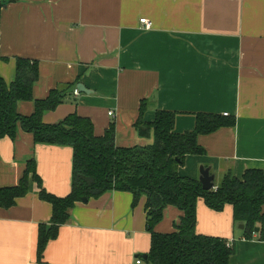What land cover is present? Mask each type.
Instances as JSON below:
<instances>
[{
  "label": "crops",
  "instance_id": "crops-1",
  "mask_svg": "<svg viewBox=\"0 0 264 264\" xmlns=\"http://www.w3.org/2000/svg\"><path fill=\"white\" fill-rule=\"evenodd\" d=\"M0 1L1 76L10 84L17 59L29 58L39 63L35 99L55 88L65 92L55 110L44 112L45 123L78 113L91 118L96 135L115 123L117 146H145L153 135L141 137L134 126L143 100L145 121L157 110L177 112V132L193 130L199 112L227 113L235 126L201 135L206 154L187 156L179 173L199 179L201 166L210 167L218 184L229 171L242 177L250 168L264 170V0ZM78 84L88 93L76 95ZM34 107L18 103L24 115ZM30 160L48 192L71 191L72 147L36 143L20 127L15 139L0 140V187L18 184ZM39 192L31 179L26 196L0 208V264H136L148 254L147 197L132 207V193L109 191L76 204L39 263L38 227L52 223V206ZM181 215L167 207L157 230H174ZM196 231L234 242L229 264H264V242L242 238L231 205L215 211L199 199Z\"/></svg>",
  "mask_w": 264,
  "mask_h": 264
},
{
  "label": "trees",
  "instance_id": "trees-1",
  "mask_svg": "<svg viewBox=\"0 0 264 264\" xmlns=\"http://www.w3.org/2000/svg\"><path fill=\"white\" fill-rule=\"evenodd\" d=\"M0 1V15L3 7ZM39 78V63L18 58L16 78L8 84L0 74V140L15 139L19 127L34 135L36 143L70 146L73 149L72 187L65 196L48 192L38 173L35 160L27 163L18 184L0 187V208H11L29 192L30 180L37 182L40 199L52 206V223L38 227L37 261L43 262L48 243L59 236L71 218V210L83 198H99L109 191L133 194L132 207L146 196V229L151 246L146 264H229L236 251L226 238L196 231L197 203L222 211L233 207L235 224L244 225L242 238L264 242V170L247 169L242 177L227 172L212 190H204L199 179L183 176L179 168L189 155H204L201 135L222 127H233L235 116L199 112L193 130H175L177 112L157 110L153 121H145L143 100L135 128L141 137L153 135L150 145L117 146L116 125L111 123L103 135L95 134L91 118L71 113L62 121L48 124L43 114L55 110L65 99L64 91L53 89L44 99H35L33 88ZM20 101H34L30 115L18 111ZM178 208L182 215L174 230L161 232L157 226L167 207Z\"/></svg>",
  "mask_w": 264,
  "mask_h": 264
},
{
  "label": "water",
  "instance_id": "water-1",
  "mask_svg": "<svg viewBox=\"0 0 264 264\" xmlns=\"http://www.w3.org/2000/svg\"><path fill=\"white\" fill-rule=\"evenodd\" d=\"M77 89L79 90V92L88 93V90L84 86V84H78L77 85ZM199 180L201 181L202 187H203L204 190H212L213 188L216 187L215 174L211 173V168L210 167L201 166ZM87 201H88V198L84 197L83 198V202H87ZM239 228L243 229L244 225L243 224L239 225ZM140 256L144 260L148 259V254L141 253Z\"/></svg>",
  "mask_w": 264,
  "mask_h": 264
},
{
  "label": "built area",
  "instance_id": "built-area-1",
  "mask_svg": "<svg viewBox=\"0 0 264 264\" xmlns=\"http://www.w3.org/2000/svg\"><path fill=\"white\" fill-rule=\"evenodd\" d=\"M140 22L144 24V28H145V29L149 30V29L152 28V22H151L149 19H147V18H141V19H140ZM74 93H75L76 95H78V94H79V90L76 89ZM109 115H110V116H113V115H114V112H112V111L109 112ZM224 115H228V114L226 113V114H224ZM143 262H144V261H143V259H141V258H137V259H136V264H142Z\"/></svg>",
  "mask_w": 264,
  "mask_h": 264
},
{
  "label": "rangeland",
  "instance_id": "rangeland-1",
  "mask_svg": "<svg viewBox=\"0 0 264 264\" xmlns=\"http://www.w3.org/2000/svg\"><path fill=\"white\" fill-rule=\"evenodd\" d=\"M219 182H221V180H218L217 183L219 184Z\"/></svg>",
  "mask_w": 264,
  "mask_h": 264
}]
</instances>
